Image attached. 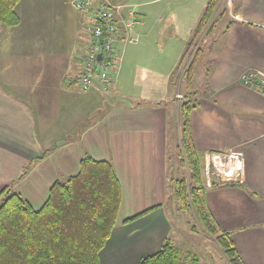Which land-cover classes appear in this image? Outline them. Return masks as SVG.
Segmentation results:
<instances>
[{
    "label": "crops",
    "instance_id": "crops-1",
    "mask_svg": "<svg viewBox=\"0 0 264 264\" xmlns=\"http://www.w3.org/2000/svg\"><path fill=\"white\" fill-rule=\"evenodd\" d=\"M62 1L52 50L37 42L15 49L17 36L0 24V192L9 186L39 209L50 187L77 175L84 158L111 162L121 202L99 263L140 264L167 239L178 248L197 233L190 222L180 227L172 219L182 212L170 202L178 171L170 155L179 144L173 139L183 99L174 73L209 0H93L121 6L118 14L132 27L116 46L109 90L95 80L89 91L78 80L94 21L74 11L71 0ZM229 9L228 23L208 35L194 69L190 91L197 106L189 130L202 155L205 200L215 223L229 233L243 264H264V92L258 83L264 77V0H230ZM21 26L20 19L6 28ZM35 29L45 37L40 25ZM225 152L238 153L240 171L230 181L225 168L216 173L214 167ZM195 256L198 264H212Z\"/></svg>",
    "mask_w": 264,
    "mask_h": 264
},
{
    "label": "trees",
    "instance_id": "trees-1",
    "mask_svg": "<svg viewBox=\"0 0 264 264\" xmlns=\"http://www.w3.org/2000/svg\"><path fill=\"white\" fill-rule=\"evenodd\" d=\"M19 1L0 0L1 25H19L15 10ZM221 2L209 0L179 64L186 65L182 81L189 91L179 104L176 155L183 171L173 183L170 181L173 184L171 197L180 210L193 214L203 232L213 238L227 264H243L229 233L219 229L207 207L202 155L193 148L188 122L189 113L197 106L195 100L188 98L195 94L190 90L201 48L189 61L184 60L199 35L207 36L213 30L210 21ZM213 185L223 186L224 183ZM120 202V183L111 162L89 157L80 162L77 175L50 187L39 209H34L9 186L4 187L0 192V264H100L99 252L116 224ZM147 212L125 219L123 223L132 222ZM140 264H198V258L192 253L183 255L167 239L155 254L144 258Z\"/></svg>",
    "mask_w": 264,
    "mask_h": 264
},
{
    "label": "rangeland",
    "instance_id": "rangeland-1",
    "mask_svg": "<svg viewBox=\"0 0 264 264\" xmlns=\"http://www.w3.org/2000/svg\"><path fill=\"white\" fill-rule=\"evenodd\" d=\"M76 1L77 0H71V2H70V6L72 7V9L74 11H76L75 7H74ZM104 1H105V3L109 2V0H104ZM110 1H112V0H110ZM90 2H91V5H93L94 7H97L94 4L93 0H91ZM125 4L128 5L127 3H125ZM220 4L221 5H220L217 13L215 14V16L211 20L212 22L210 21V24H212L213 29H214V27L217 26V28L215 30H218V28H220V26L221 27L225 26V24L228 23V20H229L230 0H222V2ZM110 6H112V5H110ZM113 7H119L120 8L121 6H113ZM232 7L233 8L230 7L231 11L234 12V6H232ZM15 10H16L17 15L19 16V18L22 21L21 28L19 30H17L15 28L16 29L15 30L13 28H6L4 26L5 29L10 31V33H14L17 36L18 44H16L15 49H17V48L20 49L23 47V45L25 47L34 48L35 43L37 42L38 45H40V46H41V44L44 43V47H46V48L50 47L52 50V47L55 46L54 41H56V36H54V38H53L52 34L56 33L58 24L61 25L62 20H63V17H62V11H64L63 1L62 0H20L18 5L16 6ZM221 13H222V16L219 17V14H221ZM82 14L85 16L86 15L90 16L88 14H84V13H82ZM35 15L37 16V19L34 22ZM89 18L91 19L92 17L90 16ZM39 25H40L42 31L46 30L45 32L43 31V34H45L44 38L42 35L41 36L37 35V30L35 28H37ZM43 27L45 29H42ZM208 38H209L208 35L205 36L204 34H200L198 39L196 40V42L192 43V47H190V50L187 52L188 54L186 55V58L184 61H186V62L189 61L190 57H192L194 55L195 51L198 48L207 49V44L209 43ZM50 48H49V50H50ZM121 49L123 50L124 47L123 48L121 47ZM46 53H48V52H46ZM201 55H202V52L199 51V58L201 57ZM122 57H121V59H122ZM201 66L202 65L199 63L198 67H196V73H195L196 76L198 75V73H199L198 70L201 68ZM185 67H186L185 63L181 64V66L174 73V77L176 79L181 80L182 89L180 90L181 93L178 94V97H181V98H183L185 96V94L188 93L187 90L185 89V86H184L183 81H182L183 80L182 73H183V70ZM78 84L80 86L79 80H78ZM191 89H194V87ZM261 90L264 92L263 88H261ZM195 94L190 95L188 99L190 101H194V100L196 101ZM180 101H183V99H180ZM176 125H177V127L180 126L179 119L176 120ZM178 140H179V136H175V138L173 139V145H177ZM173 153L171 152L170 156H171L172 162L176 163L178 166V171L176 174L177 175L176 177H178V175L183 170L180 169L179 161L176 158V156H177L176 155V149H175V152H173ZM228 153H230V152H228ZM224 159L225 158H219L217 160V162L214 164V167L216 169L215 170L216 173L219 172V170H218L220 168L219 166L221 164L222 165L224 164ZM212 160H214V159L212 158ZM232 161H230L228 163V165L229 166L233 165L232 168H233V170H235V168H234L235 163L232 164ZM207 164L209 167L211 164L210 159L208 160ZM212 166L213 165H211L209 168H212ZM235 173H234V176L236 177V175L238 174V171L235 170ZM223 178H224V176H223ZM66 181H67V179L63 180L62 182L65 183ZM170 202H171V204L174 203V201H172V200ZM176 212H178V214H176L175 217H172V219H174V218L176 219V222H173L174 226H176L177 223L179 224V223L183 222V224L185 225V224H188L187 222H190L189 228L194 227V231H197V233H195L193 236H191V239L193 240L192 242L179 245L178 249L181 251V253L183 255H186L187 253H192L194 255L199 254L200 256H203L206 259H208V261L212 262V264H225V261L220 259L221 255H220L219 249H218V253L215 254L216 250L214 249V247H216V246L213 243L214 242L213 238L208 237V236L207 237L204 236L205 234L201 232L200 225L194 220L191 213L186 212V211L181 212L179 210H177ZM179 225L181 227L182 223ZM180 227H178L177 230L180 231ZM185 232H188V229Z\"/></svg>",
    "mask_w": 264,
    "mask_h": 264
},
{
    "label": "built area",
    "instance_id": "built-area-1",
    "mask_svg": "<svg viewBox=\"0 0 264 264\" xmlns=\"http://www.w3.org/2000/svg\"><path fill=\"white\" fill-rule=\"evenodd\" d=\"M90 1L77 0L74 5L76 11L92 16L94 21L91 28L90 42L82 61L79 83L83 91H89L94 86L95 80H98L102 84L103 89L108 90L111 75L116 67V60L119 59L116 56L118 52L116 46L122 41L121 38L126 33V29H131L132 22L125 21L121 18L118 14L119 7L105 4L94 7ZM131 42L133 41L130 37L123 42V46L125 43L129 44ZM97 55H101L100 61L96 60ZM98 64L99 71L96 72L95 69ZM260 76L259 74H256L254 77L252 75L246 81L252 78H259ZM258 83L260 88L264 89L263 76L260 77ZM221 156L225 159L224 164H221L219 167L225 168L222 175L225 180L230 181L232 178H235V170L240 171L237 160L238 154L225 152ZM230 161H232V164L235 163V170L232 168L233 165H228ZM236 177H238V174Z\"/></svg>",
    "mask_w": 264,
    "mask_h": 264
},
{
    "label": "water",
    "instance_id": "water-1",
    "mask_svg": "<svg viewBox=\"0 0 264 264\" xmlns=\"http://www.w3.org/2000/svg\"><path fill=\"white\" fill-rule=\"evenodd\" d=\"M96 60H97V61H100V60H101V55H97ZM95 71H96V72L99 71V64L96 66Z\"/></svg>",
    "mask_w": 264,
    "mask_h": 264
}]
</instances>
